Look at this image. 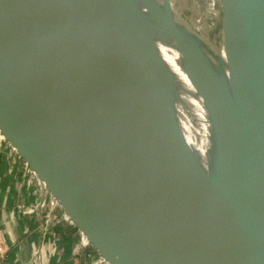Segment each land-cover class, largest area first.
Returning <instances> with one entry per match:
<instances>
[{
	"label": "water",
	"instance_id": "obj_1",
	"mask_svg": "<svg viewBox=\"0 0 264 264\" xmlns=\"http://www.w3.org/2000/svg\"><path fill=\"white\" fill-rule=\"evenodd\" d=\"M220 2L211 45L172 0H0L1 129L112 264H264V0Z\"/></svg>",
	"mask_w": 264,
	"mask_h": 264
},
{
	"label": "crops",
	"instance_id": "obj_2",
	"mask_svg": "<svg viewBox=\"0 0 264 264\" xmlns=\"http://www.w3.org/2000/svg\"><path fill=\"white\" fill-rule=\"evenodd\" d=\"M6 133L0 125V264H112L104 242L56 200L52 175L44 177Z\"/></svg>",
	"mask_w": 264,
	"mask_h": 264
},
{
	"label": "rangeland",
	"instance_id": "obj_3",
	"mask_svg": "<svg viewBox=\"0 0 264 264\" xmlns=\"http://www.w3.org/2000/svg\"><path fill=\"white\" fill-rule=\"evenodd\" d=\"M172 2L178 13L202 33L205 43L215 45V40L221 42L224 12L220 0H172ZM211 50L213 51V48ZM213 55L215 62L217 55Z\"/></svg>",
	"mask_w": 264,
	"mask_h": 264
},
{
	"label": "bare ground",
	"instance_id": "obj_4",
	"mask_svg": "<svg viewBox=\"0 0 264 264\" xmlns=\"http://www.w3.org/2000/svg\"><path fill=\"white\" fill-rule=\"evenodd\" d=\"M86 4L98 15L107 16L110 14V6L116 3L122 8H128V0H85ZM165 61L170 71L187 85L190 81L184 68L180 63V54L174 52L171 48L165 47Z\"/></svg>",
	"mask_w": 264,
	"mask_h": 264
}]
</instances>
